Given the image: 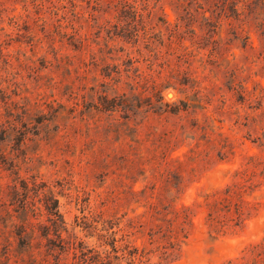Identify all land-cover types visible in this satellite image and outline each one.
<instances>
[{
	"label": "rangeland",
	"instance_id": "1",
	"mask_svg": "<svg viewBox=\"0 0 264 264\" xmlns=\"http://www.w3.org/2000/svg\"><path fill=\"white\" fill-rule=\"evenodd\" d=\"M263 5L0 0V264H31L23 223L48 264H264ZM231 185L243 215L214 233Z\"/></svg>",
	"mask_w": 264,
	"mask_h": 264
},
{
	"label": "trees",
	"instance_id": "2",
	"mask_svg": "<svg viewBox=\"0 0 264 264\" xmlns=\"http://www.w3.org/2000/svg\"><path fill=\"white\" fill-rule=\"evenodd\" d=\"M262 25L264 24L262 23ZM22 204L25 205V201ZM242 206L243 201L241 187H238L237 185L227 186L209 196L207 198L206 207L208 209L207 222L211 231L216 233L223 229L230 228L229 223L234 222V220L237 222L234 223L233 226H238L243 215L241 210ZM57 208L58 203L54 197L50 198L47 203H45V210L47 211L49 217H51L49 220L52 222L53 226H56L57 218H59ZM162 210V217L165 222V226H161L157 231V234H161L160 237L168 240V244L171 247H174L181 242V239H186L187 232H185V228L183 226L190 224L189 215L187 214L186 209H177L172 205V203L166 204ZM158 212L159 211L157 209L149 208V212H147V214L153 213L156 215ZM233 215L235 216L234 219L232 218ZM151 217H153V215H151ZM21 227L23 230L20 233H16L15 236L18 239V245L23 244L26 247L25 253L28 255L26 261L31 264H48L45 259L41 258L40 252L35 249L33 244V235L30 239H28V241L26 240L28 233L26 232L25 223H23ZM5 233L6 232H2L0 229V250L2 249V251H4V258L9 260L12 255V247L14 243V239L12 240L11 238L14 237L11 236V232H9V236H3ZM259 255L260 254L257 253V256Z\"/></svg>",
	"mask_w": 264,
	"mask_h": 264
}]
</instances>
